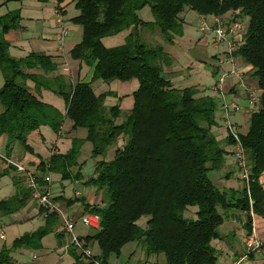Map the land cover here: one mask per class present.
<instances>
[{"label":"trees","instance_id":"obj_1","mask_svg":"<svg viewBox=\"0 0 264 264\" xmlns=\"http://www.w3.org/2000/svg\"><path fill=\"white\" fill-rule=\"evenodd\" d=\"M147 6L154 22L140 18V11ZM75 7L79 15L72 23L82 28L83 35L70 52L72 59L94 67V80H138L139 87L133 92L134 107L126 120L117 124L119 106L109 113L104 97L97 96L90 83L70 86L62 76L50 80L33 74L34 69L48 73L58 66L52 56L42 53L21 59L10 55L4 35L20 25V14L11 13L0 19V70L4 77L0 89V137L7 138L6 155H11L16 145L32 154L28 141L33 133L49 127L60 134L69 119L74 129L88 131L86 139H73L67 153L53 154L48 162H41L39 169L42 174L55 172L63 179L84 181L78 164L84 143L92 144L97 158L105 156L109 147L123 137L125 143L118 146L113 159L98 160L96 176L84 182L102 193V202L92 206L84 198L79 199L85 214L100 217L98 230L79 237L86 247L93 249L97 244L99 254L86 259L70 247L73 264H110L132 243L142 247L148 258L164 255L165 264H223L220 256L224 252L215 243L227 242L228 248L235 250V245L241 247L235 241L234 230L227 235L220 232L233 212L247 215L242 224L248 234H252V214L264 219V0H76ZM187 12L201 19L210 18L211 25L214 18H219L226 27L237 19H248L234 55L248 66L245 75L257 80L261 96L258 110L251 114L248 132L237 134L249 176H242L241 187L236 190H222L210 177V172L224 168L228 154L235 156L234 150L227 151L212 132L219 118L226 115L224 105L219 106L220 98L197 86L175 87L168 72L174 62L172 56L162 45L148 47L140 38L141 29L156 27L166 44L176 45L184 37ZM125 32L130 33L124 44L105 46L107 38ZM28 81L36 84L38 93L45 89L64 99L66 113L31 93ZM225 125L226 144L235 146L237 140L226 122ZM77 167L78 172L72 176ZM9 168L17 171L14 166ZM6 173L0 172V176ZM233 175L234 171H229L220 179ZM15 184L20 185L24 200L16 197L0 202L2 215L19 211L30 198L28 189L21 191L20 179L16 178ZM53 200L59 202L62 198ZM76 201L69 200L68 205ZM192 207L198 209L196 219L185 217ZM41 211L47 214L44 226L18 238L10 249H3L0 264H14L12 251L41 250L43 239L61 225L57 213L43 208ZM55 233L60 242L64 234Z\"/></svg>","mask_w":264,"mask_h":264},{"label":"crops","instance_id":"obj_2","mask_svg":"<svg viewBox=\"0 0 264 264\" xmlns=\"http://www.w3.org/2000/svg\"><path fill=\"white\" fill-rule=\"evenodd\" d=\"M75 3L76 0H0V19L8 16L11 13L18 12L20 14L19 27L7 32L4 35L5 40L10 45V55L17 59L25 58L31 53H42L48 56H52L54 62L58 66L56 71L47 73L42 69H34L33 74L45 77L50 80L62 76L70 86H75L80 82L91 83L94 77V67H91L84 62L74 60L70 55L71 50L81 42L83 35V31L81 30L80 26L72 23V19L79 15V11L76 9ZM69 12H71V14H69ZM189 13L190 12H187L185 14V19H187V15ZM198 17L200 18L199 15ZM187 25L188 24L186 22L184 26V37L179 40L180 44L181 42H186V45L200 44V40V42H195V40H193V37L196 36V34L192 30H190L189 27L187 28ZM63 30L66 31V36L62 41L59 39V36L61 35ZM145 30L146 29L144 28L141 29V33ZM1 32L2 29L0 27V34ZM125 33L126 34L124 35L127 36L130 32ZM186 35L190 37H186ZM239 39H241V36L236 38V40ZM160 45H162L164 51L171 56L170 47H172V45L166 44L164 41H162ZM201 62L202 65H205L206 59L203 58ZM222 63L223 62L220 61L215 68L212 67V69L210 68L209 72L206 71V73H202L200 72V66L197 65L196 68L194 66V63L181 65L177 61H174L171 68L168 69V72L170 71L171 73L170 78L172 79V82H174L173 84L175 87L184 88L189 86H197L199 90L207 93V90L213 91L214 85H212V87L206 86V83L203 84V78L206 75L209 77L212 74V76H210V79L207 80L209 81L211 80V77L214 78L215 75L221 76L226 74L221 67V65L223 66ZM245 82L260 91L257 80L254 77H251L249 74L248 76H246ZM27 86L31 93L40 96L43 101L44 96H46V103L53 105L62 113H66V104L64 99L63 102H60V100L58 101L53 97H58L59 95L45 89L38 93L36 90V84L33 81H28ZM229 88L230 89H228L227 95L224 93L220 95L224 101L223 104H232V102H235L234 99L236 98H242L246 101H249V93L244 91L239 82H235L233 86L230 85ZM137 89H135L134 91H136ZM253 112L254 111L251 110L250 115ZM77 130L78 129L73 128V123L71 121L69 122V124H67L66 120L60 134L54 133L49 127H41L40 131L33 133L29 138L28 142L33 148L32 154L25 152L21 146L17 147L16 145L14 148V152L9 156L6 155L5 148L7 138L6 136L0 137V172H8L6 173V175L0 176V180L5 179L7 181L6 184H3L5 186V189H3V186L0 183V202L16 197H20L21 200H24V196L22 195L23 193L20 192V185L15 184L16 178L20 179L21 181V191L27 189L23 176L14 169L11 171L9 168V164L4 159H2V157H6L14 162L26 165L27 168L37 171V173L42 178L48 176L51 177L52 173L50 172H45L43 174L40 173L39 166L41 162H48L55 153L64 154L62 153L59 143H65L66 141L71 142L73 139H86L88 131L84 129V134H81L79 136L76 135V133L78 134ZM247 132L243 134H246ZM94 174L96 176V172ZM88 179L89 177L84 178L83 182ZM50 188L53 197L62 198V200L58 203L62 206L66 215L76 223L75 232L77 236H88L89 232H87V230L85 229L86 227L82 225V223L81 225L79 224L80 218L85 214L82 203L79 201V199L84 198L87 203L93 206L102 202V193L98 191L96 187H94V190L92 192H88L87 195H84V193L78 191V193H76L74 197L67 198L63 187L57 189V187L54 186L51 182ZM74 199H77L78 201L69 206L68 201ZM24 204L25 206L19 211H16L14 214L2 215L0 213V239L5 240V243L1 247L0 252L6 248L10 249L18 238L26 234H21V228H23V226H25L26 224L34 222L36 218L43 221L42 225H40L36 230H38L45 224L46 215L42 214L41 207L36 202L28 197ZM58 228L55 232H59ZM55 232L43 239V247L41 250L34 251L25 248L18 249V259L12 257V251L11 257L14 260V264H25L24 260L26 259V255L29 254L28 252H32L33 255V260L30 264H73L74 260L68 253L69 249L67 248L70 242L69 238L66 239L67 237L64 236L59 242ZM262 239H264V237H262ZM239 244L242 245L241 251L243 249L245 250V248L247 251L245 239H242L241 237V242L238 243V245ZM222 251L225 253L221 257L226 256L229 261L227 264H234L237 260H240L246 252L244 251L239 253V250L230 248L227 249L224 247H222ZM262 253H264V249L255 253V257L257 260L260 259L259 256ZM131 259V256H129L128 254H124L122 251L121 256L115 259L112 263L115 262L116 264H128ZM243 263L252 264V262H250L249 260Z\"/></svg>","mask_w":264,"mask_h":264},{"label":"rangeland","instance_id":"obj_3","mask_svg":"<svg viewBox=\"0 0 264 264\" xmlns=\"http://www.w3.org/2000/svg\"><path fill=\"white\" fill-rule=\"evenodd\" d=\"M69 14H71V12H69ZM140 17L145 22L155 21L151 8L149 6L145 7L144 9L140 11ZM201 20H202L201 17L199 18L198 15L195 14L194 12H190L187 15V19H186V22L188 24L187 28L189 27V29L195 32L196 34V36L193 37V40H195V42L201 41V43L198 45L196 44L186 45L185 44L186 42L185 43L181 42L180 44V41H179L178 44L170 47L171 48L170 53L172 56L171 58H173L174 61H177L181 65H186L188 63L189 64L194 63V66L196 68H197V65L200 66L201 68L200 72L202 73H206V71L209 72L210 68L211 69L212 67L215 68L220 61L223 62L222 63L223 66L221 65V67L226 74H230L236 68L246 72L248 70V66L240 57L235 56L234 61H233L234 63L229 62V55L227 54L229 49H228L227 43L221 44L219 48L215 44V42L217 43V40L215 41L216 34L214 30L211 29V27L213 26L210 23L211 19L210 18L205 19L207 23L209 24L208 25L209 29L206 30L205 32L200 31ZM124 34L126 33H122L120 35L107 38L104 43L105 46L106 47H116V46H120L124 44L125 37H126ZM186 37H190V36L186 35ZM140 38L142 42L145 43L148 47H155L157 45H160L163 41L160 31L156 27L153 30L146 29L145 31L140 33ZM160 39H161V42H160ZM203 58L206 59L205 65L204 64L202 65V62H201ZM210 76H212V74ZM210 76L208 77L206 75L203 78L204 79L203 84L206 83L205 85L208 87H212V85L215 86L218 78L220 77V76L215 75L214 78L211 77V80L207 81L208 79H210ZM245 78H246V75H245ZM235 82L238 83L239 79L233 75H229L225 79L222 92L227 95L228 89H230L229 88L230 85L233 86ZM90 84L92 85V88L97 96L104 97V106L106 110L109 111V113L113 107L119 106L120 115H119V118L117 119V124L123 123L134 107L133 91L137 89L138 87V80L134 79L128 82L113 81L111 83H107L103 80L93 79ZM3 85H4V77H3L2 71L0 70V89L3 87ZM258 93H259L258 96H261L260 91H258ZM207 94H211L217 98H220L219 106H221V104L223 105V102H224L223 99L221 98V96L220 97L216 96L214 91L207 90ZM53 97L56 98L58 101L60 100V102H63V99H61L60 96L58 97L53 96ZM45 99H46V96H44V102H46ZM234 101L235 102H233V104L237 103L238 105H240L242 109L240 112H230L228 115V119H229V122L236 128L237 134L239 135V133L243 134L247 132L249 125H250V118H251L250 112L251 110L253 111L258 110L259 105H252L249 101H246L242 98H236L234 99ZM226 120H227L226 115H222L218 120L219 125L215 126L212 132L217 137V139L223 141V145L225 149L233 153L235 146H229L226 144V139L228 137V129L225 125ZM66 122L67 124H69L70 120L66 119ZM77 131H78V134L76 133V135H79V136L81 134H84L85 132V130L82 128L78 129ZM82 140H85V139H82ZM123 143H125V139L122 137L116 143H114L111 147H109L105 156L95 158L92 153V149H93L92 144L90 142H85L78 156V164L82 168L81 173L83 177L84 178L95 177L94 165H96V162L98 160H103V159L107 161H111L114 157L115 150L118 148V146H121ZM59 145L62 150V153L64 154L67 153L73 147L72 141L71 142L66 141L65 143H59ZM18 146L19 145H17V147ZM78 170H79L78 167L76 169H73L72 176H75ZM240 170L241 168L239 167V164L237 163L236 157L232 154H228L226 156V163H225L224 168L221 170H215V171L210 172V177L215 182V185H217L220 189L236 190L238 187L239 188L241 187L240 179H242V176L245 177L246 179H248V176H249V175L248 176L244 175L242 170L241 171ZM229 171H234V175L230 179H226L225 177L224 178L222 177V179H220L221 176L227 175V172ZM51 173H52L51 177H52L53 185L56 186L57 189H60L61 187H63L67 198L74 197V195L78 193V191L84 193V195H87L88 192H92L94 190V186L85 185L82 180H76L74 177H72L71 179H63L61 174L55 173V172H51ZM262 182L264 184V176L262 178ZM0 183L3 186V189H5V186L3 184H6L7 181L5 179L0 180ZM197 210H198L197 207L189 208L185 213V217L190 218V219H196ZM243 221H247V215H245V213L234 211L230 220L227 221V223L224 224V226L220 228V232L223 235H227L230 230L232 231L234 230V232L237 235L235 237V241L237 243H240L241 237H242V239H245L247 250L249 247L251 249V253H253V256L248 258V260L256 264H264V253H262L259 256L260 258L259 260H257L255 257L256 252L263 250L262 246L264 244L263 242L264 239H262V237H264V234H263L264 233V219L252 214V224H253L252 234H247L242 224ZM42 222L43 221L36 218L34 222L26 224L25 226H23V228H21L22 229L21 234L35 231L40 225H42ZM79 224L81 225V221ZM85 229L87 230V232H89L90 235L93 234V230H91L90 228L86 227ZM58 231L59 233L65 234L64 236L67 237L66 239L69 238V236L65 233V229L63 227L62 221H61L60 227L58 228ZM69 241H70V238H69ZM4 243H5V240L0 239V249ZM215 246L221 250H222V247L227 248V249L229 247L227 242L215 243ZM235 246H236V250L240 251L239 253L246 251V248L245 250L243 249L241 251L242 248L240 246H237V245ZM93 251H94V254H99V248L97 244L93 246ZM18 252L19 250L13 251L12 257L15 259H18L19 257ZM28 253L29 254L26 255V259L24 260L25 264H30L33 260L32 252H28ZM123 253L128 254L132 258L128 264H156V263L165 264L166 262L164 255L152 256L148 258L145 254V251L142 249V247H139L135 243L127 245L123 249ZM220 262L223 264L226 262L225 264H227L229 261L227 258L220 256ZM243 262H247V260Z\"/></svg>","mask_w":264,"mask_h":264},{"label":"built area","instance_id":"obj_4","mask_svg":"<svg viewBox=\"0 0 264 264\" xmlns=\"http://www.w3.org/2000/svg\"><path fill=\"white\" fill-rule=\"evenodd\" d=\"M213 22L214 25L211 27V29H213L216 34L215 41L217 40V43L215 42V44L219 48L221 44L227 43L229 49L227 53L229 55V62L234 63L233 62L235 58L234 54L241 45V41H242L241 39L246 32L248 19H243V18L237 19L233 21L229 27H226L223 24L222 20L219 18H214ZM208 25L209 24L207 23V21L205 19H202L200 31L205 32L206 30H208L209 29ZM65 36H66V31L63 30L61 35L59 36V39L63 41V38ZM239 36H241V39L236 40V38ZM229 75H233L239 79V83L241 84L244 91L249 93L248 99L250 103L252 105H259L260 97L258 96V89L248 85L245 82V73L243 70H240L238 68L234 69L230 74H224L218 78L216 85L213 88L215 95L220 96L221 94H223L222 92L223 84L225 82V79ZM223 105L227 118L230 112H240L242 109L240 105H238L237 103L233 104V102L231 105L225 103ZM226 124L229 127L231 134L237 140V144L235 145V149H234L236 160L238 161L239 167L241 168L243 174L248 176L249 173H248V167L246 165L245 154L243 147L239 142L237 130L229 122V119H227ZM2 159H4L9 165L14 166L17 172L23 176L26 187L30 192V198L34 202H36L41 208L45 209L46 212L57 213L61 217V221L63 223L65 232L70 238V242L67 248L69 249L70 247H73L82 254L83 258L92 259L94 255L93 249L90 247H86L84 242H82L80 238L77 236L75 232L76 223L66 215L62 206L58 202H55L53 200L54 197L52 195L50 188V183L52 182L51 177L48 176L42 178L37 173V171L27 168L26 165L22 163L14 162L6 157H2ZM45 215L47 214L45 213ZM80 221L84 226L90 228L91 230H98L100 228L101 221L98 215L84 214L80 218ZM247 251H248L247 255H244L240 260H237L234 264H242L243 261L248 260L249 255L253 253H251V249L249 247ZM110 264H115V263H110Z\"/></svg>","mask_w":264,"mask_h":264}]
</instances>
